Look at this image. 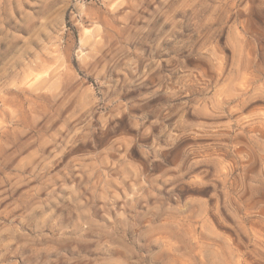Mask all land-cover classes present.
Masks as SVG:
<instances>
[{"label": "clouds", "instance_id": "1", "mask_svg": "<svg viewBox=\"0 0 264 264\" xmlns=\"http://www.w3.org/2000/svg\"><path fill=\"white\" fill-rule=\"evenodd\" d=\"M0 264H264V0H0Z\"/></svg>", "mask_w": 264, "mask_h": 264}]
</instances>
